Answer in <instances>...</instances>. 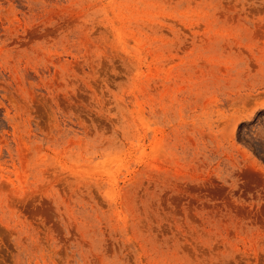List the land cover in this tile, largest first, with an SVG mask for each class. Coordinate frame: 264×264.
<instances>
[{
    "label": "rangeland",
    "instance_id": "374dc122",
    "mask_svg": "<svg viewBox=\"0 0 264 264\" xmlns=\"http://www.w3.org/2000/svg\"><path fill=\"white\" fill-rule=\"evenodd\" d=\"M0 264H264V0H0Z\"/></svg>",
    "mask_w": 264,
    "mask_h": 264
}]
</instances>
